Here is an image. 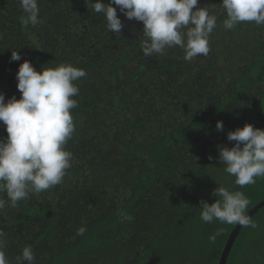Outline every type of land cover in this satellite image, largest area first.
I'll return each instance as SVG.
<instances>
[{"label": "trees", "instance_id": "1", "mask_svg": "<svg viewBox=\"0 0 264 264\" xmlns=\"http://www.w3.org/2000/svg\"><path fill=\"white\" fill-rule=\"evenodd\" d=\"M38 6L39 22L26 26L19 0H0L5 100L21 95L16 72L25 59L37 71L71 63L86 76L73 97L75 132L65 146L73 159L62 182L0 213L9 264H22L28 246L34 264H218L236 224L205 223L200 201L220 199L212 195L220 186L245 194L246 213L264 200V177L241 188L218 161V145L234 143L228 131L264 129V25L226 30L221 0H198L217 28L208 55L188 62L179 47L145 57L143 23L118 8L116 35L89 0ZM250 218L256 227L240 228L225 264H264V206Z\"/></svg>", "mask_w": 264, "mask_h": 264}, {"label": "clouds", "instance_id": "2", "mask_svg": "<svg viewBox=\"0 0 264 264\" xmlns=\"http://www.w3.org/2000/svg\"><path fill=\"white\" fill-rule=\"evenodd\" d=\"M19 4L25 14L22 22L26 26L37 24L39 0H19ZM89 4L92 11L103 15L108 32L116 35L123 27L117 8L127 19L142 22L145 57L164 56L175 47L183 50V59L188 62L207 56L210 34L217 28V16L198 6V0H109V3L89 0ZM221 7L226 30L245 22L264 25V0H221ZM20 59V54L12 50L11 60ZM85 76L83 69L71 63H58L37 71L25 59L16 72L19 99L12 96L5 100L0 92V122L7 134L0 138V213L62 182L73 159L65 147L75 132L71 110L77 107V101L73 97L79 95L77 81ZM215 127L223 131L221 121ZM227 139L234 143L231 147L218 145V161L235 177V185L241 188L254 185L257 178L264 177V129L245 123L228 131ZM212 195L220 199L212 203L200 201V217L205 223L216 220L256 227L246 214L250 201L242 191L220 186ZM85 231L81 226L77 235ZM211 238L214 240L215 236ZM5 247L4 232L0 230V264H9ZM20 260L22 264H34L30 246L22 249Z\"/></svg>", "mask_w": 264, "mask_h": 264}, {"label": "water", "instance_id": "3", "mask_svg": "<svg viewBox=\"0 0 264 264\" xmlns=\"http://www.w3.org/2000/svg\"><path fill=\"white\" fill-rule=\"evenodd\" d=\"M264 206V200L257 203L250 211H248L246 214L248 216H251L253 213H255L258 209H260V207ZM242 226L239 225V224H236L234 229L232 230L231 234L229 235L226 243H225V246L221 252V255H220V258H219V261H218V264H225L226 262V259H227V256H228V253L231 249V246L234 242V239L236 237V235L238 234L240 228Z\"/></svg>", "mask_w": 264, "mask_h": 264}]
</instances>
